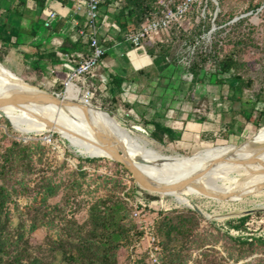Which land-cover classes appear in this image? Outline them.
<instances>
[{"label":"rangeland","instance_id":"obj_1","mask_svg":"<svg viewBox=\"0 0 264 264\" xmlns=\"http://www.w3.org/2000/svg\"><path fill=\"white\" fill-rule=\"evenodd\" d=\"M213 2L218 3L214 9L206 7L204 0L182 23L144 43L152 41L146 67L139 75L145 87L143 96L151 93L153 97L172 99L175 90L167 92L169 86L188 100L197 96L200 101H214L236 80L233 74L219 76L226 86L216 85L215 76L209 80L218 69L213 58L235 54L242 84L251 83L246 97L262 96L253 124H258L261 117L264 124V0H224L222 7L218 0ZM240 19H246L247 23L233 27ZM221 20H226L223 26L217 23ZM201 23H208L210 28L197 36ZM11 41L9 46L0 44V54L5 59L4 65L1 64L33 83L31 76L22 77L17 66L22 62L17 59L21 55L14 47L15 37ZM125 46L130 48L132 44L126 41ZM114 56L112 49L101 67ZM195 70L200 72L198 79L193 78ZM50 88L36 89L63 95L66 90L63 85L54 91ZM95 90L93 108L109 114L132 138L167 158L197 159L216 148H247L253 143L247 141L264 129L243 131L240 125L244 120L236 117L240 125L229 141H215L214 145H205L195 152H183L174 143L160 144L151 137L152 127L140 116L141 108L134 111L127 106V93L115 102L104 90ZM74 103L80 104V100ZM239 104L237 101L233 106L236 107L233 113H225L228 121L237 116ZM58 118L30 117L24 127L30 129L36 121L53 123ZM18 130L0 116V185L7 187L10 196L9 227L20 244L19 248L15 245L16 254L20 255L19 249L26 252L19 257L22 264H111V261L135 264L139 259L146 264H164L166 241L160 228L165 222L195 215L192 203L185 201L184 196L157 194L141 188L131 173L112 159L84 156L72 140L52 129L41 133ZM227 136L230 135L225 127L223 137ZM88 159L96 161L89 163ZM263 168L264 151L256 165H239L224 175L225 180L213 181L234 185L245 182ZM117 200L120 202L116 203ZM192 201L204 215L196 213L197 225L193 228L199 243L189 242L185 247L182 256L187 264H264V190L239 201H220L204 194L191 196ZM93 209L108 214L113 211L111 214L129 232L114 236L113 241L102 238L100 231L91 228ZM91 230L93 234L89 233ZM103 253V260H98Z\"/></svg>","mask_w":264,"mask_h":264},{"label":"crops","instance_id":"obj_2","mask_svg":"<svg viewBox=\"0 0 264 264\" xmlns=\"http://www.w3.org/2000/svg\"><path fill=\"white\" fill-rule=\"evenodd\" d=\"M76 4L77 0H0V44L12 45L11 40L15 37L14 47L21 55L17 61L22 62L17 66L22 77L31 76L33 83L28 81L31 85L44 88L50 86L51 91L60 85L64 86L73 66L88 53L83 39L78 49L70 52V55L59 51L66 38L74 44L80 42L74 23H79L80 28H83L85 17L83 13L74 15ZM103 5H106L105 1ZM119 7L118 0H111L109 6L100 9L97 22L100 24L99 39L107 48V56L112 49L115 50V56L105 60V65H100L90 78L94 90H104L112 100L127 93V106L134 111L141 108L140 116L152 127L151 133L154 131L152 124L162 125L170 132V143H174L183 152H195L205 145H214L215 141H224V128L231 126L235 133L240 125L237 118L244 120L240 125L243 131L253 133V128L257 130L264 127L262 117L257 120L258 124H253L257 118L256 112L259 111L258 105L263 101L262 96L260 99L255 95L247 98L246 91L251 90L234 94L228 86L214 101H200L197 96H194V100H188L186 96L179 95L175 87L169 86L165 89L167 92L175 90L172 99L166 100L156 95L153 97L151 93L148 97L143 96L145 87L139 75L143 74L146 67L145 60L150 55L148 48L152 41L141 48L125 46V33L117 24ZM52 13H57L58 18L52 22V28L46 29L45 23ZM237 101L240 103L237 107L239 112L228 121L225 113H233ZM230 115L233 117L234 114Z\"/></svg>","mask_w":264,"mask_h":264},{"label":"bare ground","instance_id":"obj_3","mask_svg":"<svg viewBox=\"0 0 264 264\" xmlns=\"http://www.w3.org/2000/svg\"><path fill=\"white\" fill-rule=\"evenodd\" d=\"M41 93L42 90L32 88L0 63V99L14 98L21 94L39 95ZM78 93L73 87H69L64 98L72 102L79 99V105L60 106L43 102L0 105V116L3 114V117L21 132L41 133L49 129L59 132L72 140L79 153L87 157L108 158L98 144L100 133H106L121 144L142 173L157 185H173L207 170L208 172L196 181V185H191L182 192L169 193L184 196L188 203L193 202H191V196L203 194L199 188L214 195L233 194L227 201H239L243 199L240 194L255 192L259 185L264 184V168L245 182H237L234 185H219L213 181L216 178L225 180L224 175L237 169L240 161L252 158L258 160L262 156L264 129L256 135L255 141L247 148L236 146L216 148L202 154L197 159L167 158L158 150L147 148L132 138L130 133L109 114L87 104L80 99ZM48 115L52 117L56 115L59 118L53 122L54 124L36 121L32 128L25 129L24 125L28 118ZM142 159L147 162L140 163Z\"/></svg>","mask_w":264,"mask_h":264},{"label":"trees","instance_id":"obj_4","mask_svg":"<svg viewBox=\"0 0 264 264\" xmlns=\"http://www.w3.org/2000/svg\"><path fill=\"white\" fill-rule=\"evenodd\" d=\"M60 2H64V0H58ZM106 5H101V8L104 6H109L111 4V0H104ZM162 0H118L120 3L119 14H118V27L124 33L126 32H134L138 30L143 24L150 21L156 14L160 13L161 8L159 7V2ZM219 6L222 7L224 0H218ZM209 8H215V3L213 0H210L208 3ZM254 10V9H253ZM230 22V21H229ZM220 26H223L226 23V20H221L217 22ZM247 23L246 19H240L238 22L233 24V27L241 26L242 24ZM210 25L208 23H201L197 36H201L205 32H208ZM80 37V36H79ZM80 42L72 43L68 38L65 39L63 45L59 48L60 53L70 55V52L75 51L82 44L81 37L79 38ZM103 45V44H102ZM9 46V45H6ZM15 46V45H14ZM104 46V45H103ZM161 48L163 47L161 44L159 45ZM5 47V45H4ZM105 47V46H104ZM111 47V45H108ZM106 48V47H105ZM107 49V48H106ZM54 55H51L53 57ZM107 57L106 55L103 57V60ZM44 58V56H43ZM5 59L0 54V62L4 65ZM216 67L218 68L215 74L210 75V79L214 76L216 77V85L226 86L222 79H219V76L233 74L236 83L233 86H230L233 93H243L245 90H250L249 84H242V78L237 74L239 68V62L235 54L227 55L226 57L220 58V56H216L213 58ZM200 71V70H199ZM193 78H199L200 72L193 73ZM24 79V78H22ZM27 83H29L26 79H24ZM211 82V81H210ZM30 84V83H29ZM59 88V87H58ZM260 96V95H259ZM116 102V98L114 99ZM145 122V121H144ZM147 125L149 123L145 122ZM154 127V131L151 133V137L158 143L163 144L167 142H172V138L168 129L164 128L162 125L158 123L152 124ZM233 127L227 126L226 132L229 135L233 134ZM260 127L258 128V130ZM224 141H229V136L223 138ZM96 160L88 159L87 162L93 163ZM118 166H122L118 164ZM124 167V166H122ZM125 168V167H124ZM13 169V168H12ZM10 202V196L8 194V189L4 185H0V264H22V260L20 259L25 251H21L19 249V256L16 254L17 249L15 245L19 248V240H15L13 237V233L9 227V211L7 210L8 204ZM120 201L117 200L116 203ZM108 213H103L99 210L95 211L94 209L90 214V224L92 225V230L96 232H101L102 238L105 237L108 241H113L114 236L123 235L128 233L129 231L121 224L118 223L116 217L113 216V211ZM198 215L191 217H180L176 222H165L160 228V234L163 240L166 241L164 248L166 250L165 261L164 264H187L186 257L182 254L184 253L185 247L190 243H199V237L194 235L195 228L193 225H197L196 219ZM89 231V233L93 234V231ZM95 235H98L95 233ZM192 239V240H191ZM191 240V241H190ZM89 242V241H88ZM103 255L98 256V260H103ZM20 257V258H19ZM73 260V259H72ZM111 264H117L116 262L111 261ZM135 264H146L145 261L139 259L135 262Z\"/></svg>","mask_w":264,"mask_h":264},{"label":"built area","instance_id":"obj_5","mask_svg":"<svg viewBox=\"0 0 264 264\" xmlns=\"http://www.w3.org/2000/svg\"><path fill=\"white\" fill-rule=\"evenodd\" d=\"M203 2L204 0H162L159 2L160 13L143 24L138 30L126 32L125 40L130 42L133 47L141 48L149 39L161 33H168L173 27L182 23L193 9L201 7ZM103 3L104 0H77L74 15L83 13L85 24L83 28H80L79 23H74V26L77 27L81 39L86 41L88 53L73 66L64 85L66 90L73 87L79 92L81 99L92 106L95 90L90 78L101 65L103 57L107 53V49L100 42L97 23ZM208 3L209 0H206V7ZM57 18V13H52L47 23H45L46 28H52V22ZM57 95L64 96L63 94ZM152 241L155 242V238Z\"/></svg>","mask_w":264,"mask_h":264},{"label":"water","instance_id":"obj_6","mask_svg":"<svg viewBox=\"0 0 264 264\" xmlns=\"http://www.w3.org/2000/svg\"><path fill=\"white\" fill-rule=\"evenodd\" d=\"M218 6V3H215ZM1 63V62H0ZM29 84V83H28ZM32 88H39L38 86L29 84ZM33 102H43L48 104H56L60 106H70V105H79L72 101L67 100L64 97H60L55 93H49L42 90V93L39 95H28V94H21L14 98H5L0 99V105H21L25 103H33ZM3 116V114H1ZM7 120V119H6ZM8 121V120H7ZM257 137V136H256ZM255 137V138H256ZM254 139H250L247 142H254ZM99 147L104 151V153L108 156V158L112 159L116 163L122 165L127 169L135 183L139 185L141 188L153 192V193H175V192H182L186 188H188L191 185H196V181L201 178L203 175L208 172L207 170L204 172H200L196 175H193L191 177H188L182 181H179L178 183H175L173 185H157L153 182H151L138 168V166L133 162V160L129 157L128 153L125 149L122 148L121 144L117 142L114 138L108 136L106 133H100L99 141H98ZM240 146V145H238ZM140 163H146L147 160L142 159L139 161ZM258 163L257 159H246L244 161H240V165H246V164H252L256 165ZM201 193H203L206 197L217 199L220 201H227L231 199L233 194H222V195H214L213 193L208 192L207 190H204L203 188H199ZM264 190V184L259 185L257 190L255 192H246L241 195V198H247L250 195L255 194L256 192L263 191ZM192 209L198 213L199 215H204L203 212L200 210L198 205H196L195 202H192Z\"/></svg>","mask_w":264,"mask_h":264}]
</instances>
